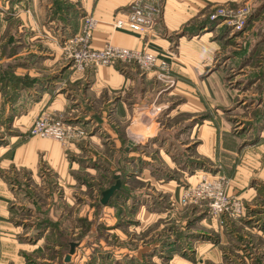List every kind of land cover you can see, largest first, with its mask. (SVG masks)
Wrapping results in <instances>:
<instances>
[{
  "label": "crops",
  "instance_id": "1",
  "mask_svg": "<svg viewBox=\"0 0 264 264\" xmlns=\"http://www.w3.org/2000/svg\"><path fill=\"white\" fill-rule=\"evenodd\" d=\"M133 1L66 0L64 10L56 11L55 2L44 0L43 4L47 9H42L47 12L42 15L37 11L39 7L36 0H0V4L4 2L6 6L10 3L14 6L17 3V7H20V4L25 7L31 3L30 8L34 11L32 15L28 11L27 14L30 15H27L22 14L20 10L17 16L5 11L9 15L0 17V26L4 28L0 34V87L4 89L0 88V128L7 130L8 124H3V121L13 118L11 128L17 134L12 138L15 140L8 145H0V264H54V260L48 256L50 250L47 247L50 244L47 238L50 237L52 226L43 229V233L38 237H31V243L26 239L31 235L29 230L33 231L38 227V222L43 220L45 214L55 221L63 214L64 226L60 228L74 230L77 235L83 228L82 220L87 219V181L72 173V170L81 167L76 161L69 160V155L77 157L81 154L84 150L82 146L74 144L66 150L54 142L23 136L30 132L34 120L43 110L62 114L76 127L81 126L92 131L91 139L102 144L104 149L110 145L114 158L122 149L129 156H136L139 153L134 150L139 147L142 158L150 161L144 150L155 145L152 139L155 141L161 137L155 142L162 144L164 134L172 133V128H164L162 112L158 113L159 115L156 113V110L160 111L157 109L158 100L162 102L165 95L158 97L159 89L151 73H144L135 65L116 64L112 67H101L94 74L88 70L84 73L75 72L68 66L63 70L64 73L61 71L62 74L57 76V68L61 70L59 67L63 65L58 59L59 54H50L54 50L48 44L43 46V50L36 45L41 39V32L38 31L42 29L43 36L52 42L59 38H69L79 30L84 16L93 15L99 20L92 39L94 50H102L107 44H112L132 50L146 48L151 52L166 55L178 80L177 88L170 96L185 94L192 111L202 110L203 100L194 96L195 92L190 90V86L199 84L205 70L211 69L216 46L209 42L210 34H196L192 37L179 35L207 10L228 0H166L162 17L156 22L154 31L148 35L116 30L113 27V17L124 16ZM124 9L125 12L122 11ZM39 27L41 29H38ZM28 43L31 45L28 46ZM25 55H29L26 57L28 61L24 60ZM45 56L52 57L50 59L44 58ZM216 75L212 73L206 79L209 82L207 84L213 85V88H217V84L219 86ZM12 86H15V89L12 90ZM225 99L224 93L222 101ZM179 114L180 112L171 114L170 118L173 120ZM225 129L220 128L213 120L192 125L184 138L190 140L189 144H197L194 151L197 157L189 152L186 154L190 157L185 156L177 139L173 141L170 137L168 141H164L163 144L168 147L169 144H174L172 149L175 153L169 152L172 158L164 152L161 153L167 164L165 168L173 169L174 172L171 173L175 179H164L162 176L157 180L154 175L159 171L154 170L152 162H149L146 168H141L137 174L139 177L135 176L133 179L141 180L143 177L153 188L159 190L163 197H169V203L172 202L173 205L168 206L167 211H155L157 205L153 207L151 196L145 194L146 199L135 213L138 214L142 210H148V214L177 213L184 188L197 183L202 175L212 176V171L199 173L201 171L195 169L194 172H188L194 166L188 163L184 166L182 159L193 160L196 157L207 161L218 176L228 173L232 179L230 194L238 197L245 206L243 220L235 222L228 219L224 222L226 227L239 223H244L247 227V222L251 219L264 216V128L258 142L252 148L239 151V155L238 152H232L234 147L231 140L234 138L228 133L229 129ZM102 133L109 136L105 143L101 142L99 137ZM113 163L111 161L110 165L114 166ZM112 170L114 171V167ZM130 201L134 199L127 200L126 204H130ZM137 203L133 202L134 208ZM113 215V212L109 215L105 213V216ZM258 220L254 223L257 226L254 230L264 228L262 220ZM211 224L219 228L217 220H212ZM25 226L29 227L26 231ZM117 230L119 228L112 232ZM156 247L157 244L149 245L147 249L140 248L133 252L134 254L128 253L127 257L143 261V257L151 256H144V253L152 252ZM192 250L195 253L191 255H171L169 262L210 264L223 261V255L217 246L197 241ZM169 253L171 252L168 248L160 254L166 258ZM150 260L154 262L160 259L157 254L150 257Z\"/></svg>",
  "mask_w": 264,
  "mask_h": 264
},
{
  "label": "rangeland",
  "instance_id": "2",
  "mask_svg": "<svg viewBox=\"0 0 264 264\" xmlns=\"http://www.w3.org/2000/svg\"><path fill=\"white\" fill-rule=\"evenodd\" d=\"M36 1L39 7H37V11L43 15V13L47 12V10L42 9H47L46 5L43 4L44 0ZM50 1L55 2L56 11H63L67 3L66 0ZM165 2L166 0L162 7V14ZM1 3L0 17L9 15L7 12L17 16L20 14V10L22 14H27L28 11L31 15L34 13L30 8L31 3L25 7H21L20 3V7L16 6L17 3L14 6H11V3L7 6L6 3ZM13 7L16 8L15 11ZM56 11L55 13L57 16L58 14ZM122 11L125 12L126 9ZM87 16L94 17L93 15L84 16L79 30L74 32L69 38H59L55 42L43 36L44 32L41 27L38 28L41 29L38 31V33L41 32L39 35L41 39H39L40 43L36 45H39V48L43 50V46L48 44L49 47H52L54 50L53 52L51 51L50 54H53V56L59 54L58 59H60L63 64L59 67L61 70L57 68V76H60L62 72L64 73L68 66L72 67L75 72H78L73 67L74 64L72 59H70L68 54L64 51V45L68 39L80 33L84 19ZM116 16L117 15L113 17V20ZM42 25L44 24L42 23ZM34 27L37 28L36 25H34ZM14 29L15 27H13V30ZM26 29L31 30V28ZM3 30L4 28L0 26V34ZM36 30L37 29H35V31ZM196 34H210L211 40L209 42L214 43L213 45L216 46L211 69L205 70V73L198 82L199 84L190 86V90L193 89L195 92L194 96L203 100V103H201L203 105L201 111L195 112L191 110L192 106L189 107L188 96L185 94L170 96L171 92L177 88L178 80L173 74L171 62L167 59L166 55L159 54L164 57L162 59L168 64V72L165 74L167 79L165 78L164 80L175 81V83L171 85H167L166 82L159 80L158 75L160 70L158 69L145 72L135 64L119 63L118 65H135L144 73H151L159 89L158 97L165 95V99L162 102L158 100L157 109L160 111L156 110V113L162 112L164 128H172V133L164 134L163 143L164 141H168L170 137L173 141L177 139V141H179L178 145L180 150H183L185 156L190 157L189 154H186V152H189L191 155L197 157V155L194 154L197 144H189L190 140L184 137L188 130L191 129L192 125L203 124L207 120H213L215 123L219 124L220 128L225 127L229 129L230 132L228 133L235 139L231 140V144L234 147V151L232 152H238L239 155V151H242L244 148H252L258 142L261 138L262 129L264 128V0H228L227 2L214 6L207 10L200 19L195 20L190 27L185 28L179 37L184 35L192 37ZM30 45L31 44L28 43V46ZM40 45H42V47H40ZM26 57L28 58L29 55H25L24 59L28 61ZM51 57L52 56H45L44 58L51 59ZM98 69H88V71L94 74ZM212 73L217 74L216 77L219 81V86L217 84V88H213V85L207 84L209 82L206 79L212 75ZM24 86L26 87L27 85ZM219 87L220 89L218 90ZM0 88L4 90L2 86ZM11 89H15V86H12ZM185 91L184 89L183 92ZM190 93L189 91L188 94ZM224 93L226 99L222 101ZM176 112H180V114L177 118L172 120L170 117ZM56 115L59 119H62L65 124L76 127L69 123L62 114ZM12 120L13 118H8L3 121V124H8V129L5 130L0 128V145H8L15 140L12 138L17 136V134L12 131L13 128H11ZM77 127L85 131V136L67 145H63L51 139L31 137L29 132L23 135L26 138H38L54 142L57 146L66 150H68L67 148H69V146L74 144L81 145L84 149L81 154H78V156L76 155L77 157L69 155V160L73 162L76 161L81 167L80 169L72 170V173L79 178H85L88 186V213L87 219L85 221L82 220L83 228L81 232L75 235L76 232L74 230H67V228L66 230L61 229L63 228L62 226H64V222H62L63 214L59 215L56 221L45 214L43 220L38 222V227L33 231L29 230L31 235L26 237L31 243V237H38L43 233V229L45 230L46 227L52 226L49 234L50 237L47 238L50 244L47 247H49L48 249L50 250L48 256L51 260H54V264H171L169 262V257L173 254H194L195 252L193 253L192 249L195 247L197 241L206 245L217 246V248L220 249L221 255H223V261L217 263L211 262L210 264H264V228H260L263 232L260 229L254 230V228L257 227L254 223L259 221L258 219L262 220L264 223V216H256L257 218L251 219L247 222V227L244 223L226 227L224 225L226 219L220 220L213 216L208 203L199 202L190 204L182 202L181 199L179 201L180 205L178 206L177 213L166 214V212H158V214H148V210L147 212L142 210L138 214L135 213L136 210H138V206H142V201L146 199L144 198L145 194H149V197L151 196L153 207L157 205L155 211H167V207L173 205L172 202L169 203V197H166V195L163 197L159 190L153 188L143 177H141V180H137L139 178L133 179L140 173L141 168H146L149 162H152L155 166L154 170L159 171L154 175L157 180L162 176L164 179H175L174 175L171 173L173 169L165 168L167 164L162 156L163 153H161L164 152L167 156H169L172 151V154L175 153L174 149H172V146H174L173 143L169 144L168 147V145L163 143L160 144L155 142L158 139L160 140L161 137L157 140L155 139V141L152 139L156 147L150 146L148 149L144 147L146 150L143 148L146 154H148L146 157L151 159L150 161L142 158L143 154L139 150V147H136L134 150L137 154L139 153L136 156H129L128 153L122 149L116 154V158H114L113 152L110 151V145H107L108 148L106 147V149L108 150L106 151V149H104L105 147H102V144L91 139L92 131H88L85 127ZM151 133L153 134L154 132L152 131ZM167 135L168 137H166ZM99 137H101V142L103 141L104 143L109 138L106 133L100 134ZM92 141H94V143ZM196 157L193 160L190 158H184L185 160L182 159L184 166H187V163L190 166L191 164L194 166V168H190L188 172H194L196 171L195 169H198L201 171L199 173L212 171V176H218L215 174V170L210 168L207 161H204L202 158L197 159ZM111 161L114 162V166L110 165ZM190 161H192V163H190ZM113 167L114 171L112 170ZM86 168L88 169L87 171L85 170ZM121 168L130 172L128 174L129 176L125 177L124 185L122 178L121 181L122 186L128 189L127 194L130 193V200L134 198V201H130L131 203L127 205V201L124 200V198H116L115 200L112 198L108 205L105 206L107 208H103L101 207V200L103 198L102 189L106 187V189H108L115 184V182H111L112 176L119 169L121 170ZM148 171L151 173L150 170ZM223 176H226L229 180L226 191L229 196H233L230 194L232 179L228 173ZM109 184L110 186H108ZM133 202H138L136 208L133 207ZM99 203L101 205H99ZM162 204L166 205V207H163ZM111 212L114 214L113 217L105 216V213L109 215ZM73 220L75 221V219ZM212 220L218 221L219 228H215L211 224ZM241 220L243 219L235 220V222ZM27 226L24 227L25 231L29 228ZM65 226H68L67 221ZM220 227H223V229ZM118 228L119 230L112 232ZM72 243L76 245L75 254L77 253V256L74 257L75 254H73L70 262H66L65 259L70 253ZM155 244H157L156 249L152 252L144 253V256L151 255L150 257H152L158 254V259H160L157 260L158 262L156 260L153 262L150 260V257H143V261H137L132 257V259L127 257L128 253L137 252L140 248L147 249V246ZM54 247H57V249H53ZM168 248L171 253L164 258L165 256H161L162 254L160 253ZM204 264L209 263L205 262Z\"/></svg>",
  "mask_w": 264,
  "mask_h": 264
},
{
  "label": "built area",
  "instance_id": "3",
  "mask_svg": "<svg viewBox=\"0 0 264 264\" xmlns=\"http://www.w3.org/2000/svg\"><path fill=\"white\" fill-rule=\"evenodd\" d=\"M164 1L134 0L124 16L117 15L114 18V29L141 35L152 33L161 17ZM98 24L99 21L95 17L87 16L80 33L65 42L64 51L72 59L73 67L78 72L127 63L135 64L145 72L158 69L159 80L166 82L167 85L175 83L174 80H164L167 79L165 74L168 72V64L162 59L164 57L146 48L132 50L107 44L102 50H94L92 39ZM29 134L31 137L51 139L67 145L82 139L86 133L78 127L65 124L56 113L44 111L34 120ZM228 185L229 180L226 176L202 175L196 184L185 187L181 201L190 204L206 202L211 214L220 220H240L245 216V206L239 198L228 195L226 191Z\"/></svg>",
  "mask_w": 264,
  "mask_h": 264
},
{
  "label": "water",
  "instance_id": "4",
  "mask_svg": "<svg viewBox=\"0 0 264 264\" xmlns=\"http://www.w3.org/2000/svg\"><path fill=\"white\" fill-rule=\"evenodd\" d=\"M114 178L116 180L115 184L102 193L103 198L101 200V203L104 206L110 202V200L114 197L116 192H118L122 187L121 176L116 175ZM75 250H76V245L72 243L70 253L66 256V259H65L66 262H70L71 256L75 254Z\"/></svg>",
  "mask_w": 264,
  "mask_h": 264
},
{
  "label": "trees",
  "instance_id": "5",
  "mask_svg": "<svg viewBox=\"0 0 264 264\" xmlns=\"http://www.w3.org/2000/svg\"><path fill=\"white\" fill-rule=\"evenodd\" d=\"M122 169H124V168H121V170L119 169L117 172H115L114 174H113V176H112V180H111V182L112 183H114V182H116V180H115V176L116 175H120L121 176V178H122V180H123V185H124V182H125V177L126 176H129L128 174L130 173V172H128V171H126L125 169L124 170H122ZM111 182H110V184H111ZM110 184L108 185V186H110ZM107 188V187H106ZM106 188H104V189H102V192H104L105 190H107ZM109 189V188H108ZM127 192H128V189H127V187H125V186H122L121 187V189L118 191V192H116V194L114 195V197H113V200H115L116 198H124V200H128V199H130V193H128L127 194ZM132 199H134V198H132ZM99 205H101L100 203H99ZM108 205V204H107ZM107 205H105V206H107ZM102 206V205H101ZM61 246H63V245H61Z\"/></svg>",
  "mask_w": 264,
  "mask_h": 264
}]
</instances>
